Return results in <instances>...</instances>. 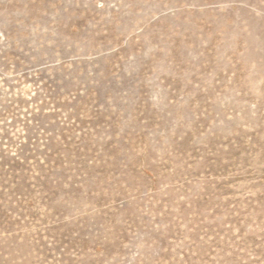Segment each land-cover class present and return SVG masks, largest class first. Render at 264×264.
Listing matches in <instances>:
<instances>
[{
    "label": "rangeland",
    "instance_id": "rangeland-1",
    "mask_svg": "<svg viewBox=\"0 0 264 264\" xmlns=\"http://www.w3.org/2000/svg\"><path fill=\"white\" fill-rule=\"evenodd\" d=\"M0 264H264V0H0Z\"/></svg>",
    "mask_w": 264,
    "mask_h": 264
}]
</instances>
